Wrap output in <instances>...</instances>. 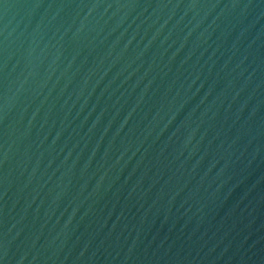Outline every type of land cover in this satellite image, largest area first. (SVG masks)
<instances>
[{
    "label": "water",
    "instance_id": "95a60500",
    "mask_svg": "<svg viewBox=\"0 0 264 264\" xmlns=\"http://www.w3.org/2000/svg\"><path fill=\"white\" fill-rule=\"evenodd\" d=\"M0 264H264V0H0Z\"/></svg>",
    "mask_w": 264,
    "mask_h": 264
}]
</instances>
